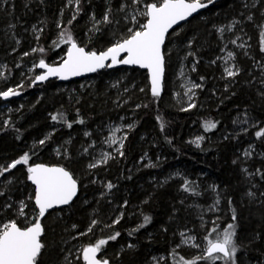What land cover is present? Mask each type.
<instances>
[{
	"label": "trees",
	"instance_id": "obj_1",
	"mask_svg": "<svg viewBox=\"0 0 264 264\" xmlns=\"http://www.w3.org/2000/svg\"><path fill=\"white\" fill-rule=\"evenodd\" d=\"M122 1L81 0L79 14L69 24L67 0H0V92L13 87L23 92L19 98L6 101L11 107L0 117V166L25 153L30 157L28 165H18L0 177V228L12 221L26 227L31 217L32 222L35 220L38 211L33 202L34 188L27 179L29 165H60L75 178L84 163L80 155L86 143L83 135L94 133L122 114H132L135 126L125 139L123 155L115 154L93 170L102 186L91 183L84 187V181L79 180L74 201L43 219L41 239L46 247L40 264H55L66 235L75 233L79 234L81 251L76 260L70 258L71 264H83V249L100 239L108 243L99 255L111 264H145L153 255H165V263L171 264L172 258H192L184 249L176 248L178 229L203 227L204 236L211 239L214 227L222 231L230 223L236 225L238 255L264 264V137L256 136L257 131L264 130V75L257 66L264 65V52L260 51L264 0H256V7L250 11L252 21L244 20L246 11L238 0H220L171 31L164 45V88L159 97L152 96L145 71L127 67L91 76L93 80L86 88L77 86L79 80H52L31 87L40 72L37 65L41 59L56 64L64 58L68 44L60 43L62 30L67 29L74 41L89 51L104 50L117 37H126L128 26H122L118 13ZM155 1L142 0L145 6ZM140 3L133 8H141ZM109 8L114 23L99 24L93 33V18L101 20ZM231 19L243 23L241 29L250 42L246 51L235 49L239 74L224 78L216 61L221 45L217 26ZM145 21L143 17L142 23ZM34 25L41 28L38 38L32 32ZM187 54L201 87L197 88L196 106L184 111L172 103L168 73ZM19 62H33V72L24 78ZM64 84L71 91H62ZM123 101L129 102L121 106ZM60 113L71 128L64 121L51 119ZM81 119L83 124L77 122ZM209 121L217 126L206 131L204 125ZM53 127L59 130L52 133ZM195 133L204 136L199 147L190 142ZM46 137L50 139L39 144ZM65 139L71 140L69 157H55L54 148ZM248 144L255 145L260 157H243L241 151ZM145 150L153 160L157 154L160 157L154 170L139 164ZM175 168L183 169L185 176L170 178L168 173ZM153 171L158 181H151ZM185 181L194 191L184 190ZM109 182L114 188L107 193L104 184ZM215 191L220 194V204L209 227L211 221L201 223L195 217L190 200L206 199ZM249 191L256 194L254 199L247 195ZM21 201L26 205V216L19 213ZM144 216L151 221L141 228ZM92 221L96 223L90 226ZM116 232L120 233L117 239H109Z\"/></svg>",
	"mask_w": 264,
	"mask_h": 264
},
{
	"label": "snow or ice",
	"instance_id": "obj_2",
	"mask_svg": "<svg viewBox=\"0 0 264 264\" xmlns=\"http://www.w3.org/2000/svg\"><path fill=\"white\" fill-rule=\"evenodd\" d=\"M6 3L7 0H4ZM69 3H73V0H69ZM74 3L79 6L80 0H74ZM140 0H132V5H138ZM214 0H160L159 3H148L143 12H137L133 8L131 13H126L124 19L128 20L129 18L134 24L138 23V15L146 17V22L140 24L137 29L128 28V35L112 46L108 47L107 50L97 53L96 51H86L84 47L78 46L74 41L73 36L67 29H64L60 33V43L70 44V47L67 50L66 59L59 66H50L45 63L43 59L39 61L38 67L41 69H46V72L42 75H37L35 81H45L50 76H57L61 80H67L72 76H80L84 73L96 72L98 69L105 67L111 68L117 64L123 65H138L141 68H145L150 73L151 81V94L153 97H159L161 94L162 88V78L164 74V54L162 53V46L165 43L166 34L169 32V29L173 25L177 24L179 21H183L191 16L193 13H196L200 9L207 8L209 5L213 4ZM128 6L121 4L118 8L119 12H125ZM245 8L255 7V3L249 5L244 4ZM79 14V7L77 11L73 14L69 24L76 19V15ZM95 24H112L114 23V17L112 14V9L104 14L102 20L96 21ZM248 21H252V15L247 16ZM118 23V21H115ZM240 21L234 20L232 24H229L225 27L218 29L220 33L225 31H231L232 28L239 24ZM260 51L264 52V23L260 25ZM99 30L98 28L96 29ZM240 37L237 36L236 39L230 41L231 44L236 45L237 40ZM240 48H244V43L238 45ZM36 51V49H33ZM43 51V49H40ZM125 54L121 58V54ZM27 55V53H25ZM192 55V53H189ZM233 52L228 51L227 59L233 58ZM110 61V63H108ZM262 68V75H264V65H257ZM195 68H193V71ZM225 72L227 77H236L240 69L237 67L233 70L232 67H225ZM203 79V78H201ZM264 82V81H262ZM201 85L193 83L189 89L192 92L193 89L199 88ZM20 93L13 88H9L7 91L0 92V97L5 99L10 96H17ZM187 95V93H186ZM194 96L195 93L192 92ZM192 97H189L191 100ZM195 103H190L189 108H194ZM187 111L188 109H182ZM53 121H64L63 114H53L51 116ZM67 123V121H64ZM80 124H83L84 121L78 120ZM216 123L207 122L204 127L205 130H211L216 128ZM67 127L71 128L72 124L67 123ZM128 128H131L132 125H128ZM163 124L161 129L163 130ZM90 133L86 132L85 136H89ZM258 138L264 137V130L256 132ZM41 139L39 144L44 145L46 140ZM127 137H123L120 142V147L117 151L120 152V155H123V152L120 149L123 148V140ZM203 137H197L196 143L199 147V141ZM111 143H116L114 137L110 138ZM170 142V141H169ZM87 151V149H85ZM64 154L67 155V149H65ZM244 155L250 157L252 152L246 150ZM111 158L109 155H105L101 160L96 163H91L88 165L89 168H95L101 163H107L108 159ZM29 155L25 153L20 158L14 160L11 163L0 166V177H5L6 173H9L12 169H16L18 165H28L29 164ZM155 167V165H150ZM245 171H247L245 169ZM259 172V170H257ZM27 179L35 185V207L38 209V213L35 217L33 223L26 228H21L17 225L15 221L10 223H5L2 228H0V264H40V258L42 252L46 245L42 242V234L44 228L42 227L41 219L45 217L46 213L50 209H53L58 205H67L72 201L73 197L77 193V180L74 178L73 174L64 167H47L43 164H36L34 166H29L27 168ZM264 175V174H262ZM108 189H112L114 185L108 183L106 185ZM184 190L194 191L191 189L188 181L184 182ZM3 195V193H0ZM247 195L251 198H255L256 194L249 191ZM264 195V193H261ZM231 203V201H229ZM216 204H219V200L216 201ZM19 213L24 215V208L26 205L23 201L20 202ZM11 207V205H8ZM233 221L236 219L235 212L232 216ZM151 217L144 216V223L140 227H144L150 223ZM119 221H114L118 223ZM96 221H93L95 224ZM91 231V229H89ZM212 232L215 233L214 238L205 237L207 240V247L205 248L206 255H200L195 259L181 258L183 264H199L200 261L209 262V264H216L218 261H222L223 264H237L236 256L238 252V243L235 239L236 225L230 223L222 231L214 227ZM120 235L119 232H116L115 235L110 236L109 239L116 240ZM180 235L184 237V243L189 241H194L196 238L188 237L184 232H181ZM108 243L107 240L100 239L95 245H90L83 249V259L86 261V264H108L107 260L97 259V253L101 251L102 246ZM193 247H199L197 244H193ZM132 247V245H129ZM67 259V257H65ZM70 264V262H69Z\"/></svg>",
	"mask_w": 264,
	"mask_h": 264
},
{
	"label": "rangeland",
	"instance_id": "obj_3",
	"mask_svg": "<svg viewBox=\"0 0 264 264\" xmlns=\"http://www.w3.org/2000/svg\"><path fill=\"white\" fill-rule=\"evenodd\" d=\"M3 2H4V0H3ZM80 2H81V0H80ZM140 2H141L140 3L141 8H138V10L136 9L137 12H143L145 7H146L145 4L142 2V0H140ZM155 2L159 3L160 0H157ZM122 3L128 6L126 8L125 12H118V13H120L122 21L124 23L122 26L123 27L128 26V28L136 29L139 27L140 24H143L142 22H143L144 16H142V15H138V17H137L138 23L137 24H134L130 18L128 20H125L124 17L126 15V13H131L133 10V6H136V5H132V0H123ZM238 3L242 4L243 9H245L246 18L244 20H247V16L252 15V14H250V11L253 10L254 7L245 8L244 4L247 3V4L251 5L253 3H256V0H238ZM77 7H79V9H80V5L77 6L74 3V0H73V3H69V0H67L66 9H70V17L71 18L73 16V14L76 13ZM234 20H238V19H231V20H228L225 23L217 26V32H218V35H219L220 40H221V45H220L219 53L216 56V61H218L219 65H220L222 75L224 78H232V77H227L226 72H225V67H232L233 70H235L238 67V65L235 61V58H236L235 57V49L238 51H246V49L249 45V42H250V38L241 29V26L243 25V23H241V21L239 24H236L232 28L231 31H225L223 33H220L218 31L219 28L225 27L229 24H232ZM96 21H99V20H96ZM91 25L92 26L90 29L93 31V33H95L99 24H95V27H94V21H92ZM128 28H127V30H128ZM40 31H41V28H39L37 25L33 26L32 32L35 36H37V38H38ZM115 35L116 34H114L113 37ZM237 36L240 37V39L237 40V44L236 45L231 44L230 41L233 39H236ZM111 38H112V35H111ZM120 39L121 38H118V37L116 39H114L112 41L113 44L116 43ZM241 43H244V45H245L244 48L238 47V45ZM34 49H36V47H34ZM228 51L233 52L234 55H233L232 59H227ZM18 66L23 68V70L25 72L24 78L33 72V67H34L33 62H31V63L19 62ZM193 68H194V64L189 59V55L187 54V56L184 57V59L182 61H180L168 73V82H169L168 85H169V89H170L171 99L173 101L172 103L177 108L185 109V108L189 107L190 103L196 102L197 88L192 90V92L195 93L194 96L192 95V92L189 91V89L191 88L193 83L198 84L196 79L194 78ZM39 73L40 72H38L35 75V77ZM90 77L91 76L79 79L80 82L76 83L77 86H79V88L88 87L93 80ZM13 89H16V87H13ZM61 90L62 91H67V90L71 91V89H69V86H67V84L62 85ZM186 93H187V95H186ZM190 96L192 97L191 100H189ZM128 102L129 101H125V102L123 101V103H121V106L127 105ZM10 107H11V105H9L6 101L1 100V102H0V117L2 116L1 114L3 112L6 113L10 109ZM128 125H132V127L128 128L127 127ZM134 126H135V116L132 114H122L116 119L107 121L104 124V126L96 129V131L94 133L88 132V133H90L89 136H85V134H84L83 137L86 140V143H85L84 147L81 148V150H80V153H81L80 155L84 158V160H83L84 163H83V165L80 166V168L78 169L77 175L75 176L77 181H79V180L84 181V187L85 186L87 187L91 183H98L99 186H102V182H98L96 176H93V170L96 167L95 168H89L88 165L91 163H96L97 161L101 160L102 157H104L105 155H109L111 158H113L115 154H119L120 152L117 151V149H119V147H120V142H121L122 138L125 136L127 137L129 132L134 128ZM58 130H59L58 128L53 127L51 129V132L55 133ZM112 137L115 138L116 143H111L110 138H112ZM197 137H203V139L199 141V146H200L204 140V136L200 133H195L193 135V137L190 139V142L197 146V143H196ZM124 142H125V139L123 140V144H124ZM70 143H71L70 139L58 141V144L54 148V151H53V154L55 155V157L63 156L64 158H68L70 155L69 154L70 150L68 147L71 145ZM65 149H67V155L64 154ZM85 149H87V151H85ZM121 150L122 149H120V151ZM246 150H249L252 152V155L250 157H246L244 155ZM241 153H242L243 157L248 158V159H251L254 157H260V155H261L260 151L253 144H248L247 146H245L243 148V150L241 151ZM159 158L160 157L157 154V156H155V160H153L149 150H145L141 156V160H140L139 164L143 165L144 168L150 167L151 169L154 170V168L156 167V163L159 160ZM102 164H104V163H101L99 165H102ZM153 164L155 165V167L150 166ZM168 174H169L170 178H175V179L178 178L179 179V178H183L185 176V171L183 169H180V168H175L174 170L170 171ZM151 181L152 182L158 181L154 171L152 172ZM107 184L108 183L104 184V188H105V191L107 193H109L110 191L113 190L114 187L112 189H108L106 187ZM1 185H3V181H1V179H0V187H1ZM212 187L214 189L215 186H212ZM215 189H216V187H215ZM209 199H211V200H209ZM217 200H219V204H220V194L217 193V191L214 192V195L208 196L206 199L192 197L190 200L191 201L190 209L195 210V212H194L195 217L201 223H206L207 221H211V223L209 225V227H211L213 220L215 218V217H213L212 213L218 211V207H219V204L218 205L216 204ZM26 215H27V213L24 212V215H22V216H26ZM32 218L33 217L30 218L28 225L33 223ZM92 225H93V221L90 223V226H92ZM181 232H184L186 234V236H188V237L194 236L196 239L194 241H189L188 243H184L183 242L184 237H182L180 235ZM67 233H69V231H67L65 234H67ZM176 235H177V240H178V244H177L176 248L184 249L185 251H187V253H190L191 257H192L191 259H195L196 257H198L200 255H206L205 248L207 247V242L205 241L203 227H200V228H195L193 226L182 227L181 229H178ZM78 237H79V234H76V233L73 235L72 234L66 235V240L62 244L63 250L61 251V257L59 260L56 261L55 264H69V262L71 264V260H70L71 257H74L73 260H76L77 255L81 251V246L77 240ZM193 244H197V245H199V247H193L192 246ZM238 253H239V249H238L237 256H236L237 264H257L256 262H253L250 259H248L245 255L240 256V255H238ZM65 257H67V259H65ZM185 260H187V259H185ZM145 264H166L165 263V255H153L149 258V260ZM171 264H183L181 257L180 258H172ZM216 264H223V262L218 261V262H216Z\"/></svg>",
	"mask_w": 264,
	"mask_h": 264
},
{
	"label": "water",
	"instance_id": "obj_4",
	"mask_svg": "<svg viewBox=\"0 0 264 264\" xmlns=\"http://www.w3.org/2000/svg\"><path fill=\"white\" fill-rule=\"evenodd\" d=\"M218 1H220V0H214V3H213V4H215V3L218 2ZM213 4L209 5L208 7H211ZM208 7H207V8H208ZM207 8L200 9V10H198L196 13H193L191 16H189L187 19H185V20H183V21H179L177 24L173 25L172 28L169 29V32L166 34L165 41H166V38H167L168 34H169L171 31H173L174 29H176L177 27H179V26L182 25L183 23L187 22L189 19H191L192 17L198 15L199 13H201L202 11H204V10L207 9ZM145 22H146V21H145ZM164 45H165V43H164ZM164 45L162 46V53H163V54H164ZM78 46H80V45L78 44ZM111 46H112V45H111ZM69 47H70V44H69V45L67 46V48H66V52H65L64 58H63L59 63L53 64V63H49V62H46V61H45V63L48 64V65H50V66H54V67L59 66V65L63 62V60L66 59V54H67V50H68ZM81 47H83V46H81ZM109 47H110V46H109ZM85 50H86V51H89V50H87V49H85ZM105 50H107V48L104 49V50H101V51H105ZM101 51H96V52L99 53V52H101ZM124 55H125V54L122 53V54H121V58H122ZM164 60H165V57H164ZM108 63H110V61H108ZM38 64H39V63H38ZM119 67L136 68V69H139V70L145 71L146 74H147V76H148V83H149V88H150V92H151V81H150V73H149V71H148L147 69H145V68H141V67L138 66V65H123V64H117V65H114V66L111 67V68L105 67V68H102V69H98L96 72L84 73V74H82V75H80V76H72V77H69L67 80H61V79H60L59 77H57V76H50V77H49L47 80H45V81H35V78H34V80H33L32 83H31V87H34V86H36V85L45 84L46 82H48V81H52V80H56V81L61 82V83H67V82H69V81L79 80V79H82V78H85V77L93 76V75H95V74H97V73H99V72H101V71H103V70H106V69H108V70H112V69L119 68ZM37 68H38V70L40 71V73H39L38 75H42V74H44V73L46 72V69H41V68L38 67V65H37ZM164 77H165V63H164V74H163V78H162V88H161V93L163 92V88H164ZM16 91L19 92L20 94L17 95V96H10V97L7 98V99H5V98H3V97H0V99H2V100H4V101H9V100H11V99L19 98L20 96L23 95V92H22V91H20V90H16ZM36 164H43V165H45V166H47V167H63V166H60V165H49V164H45V163H33V164L29 165V166H34V165H36ZM28 181L30 182V184H31L32 187L34 188V195H35V185L32 184V182H31L30 180H28ZM78 192H79V182L77 181V193H76V195L73 197L72 201H70L69 204H67V205H58V206H55L53 209H50V210L48 211V213L51 212V211H53V210H55V209H59V208H63V207H67L68 205H70V204L74 201V199L77 197ZM33 202H34V205H35V201H34V199H33ZM35 208H36V207H35ZM36 209H37V208H36ZM37 211H38V209H37ZM48 213H46V215H47ZM46 215H45V216H46ZM44 218H45V217H44ZM44 218L41 219V223H42V221H43ZM28 226H30V224H29ZM28 226H26V227H28ZM26 227H21V228H26ZM42 227H43V224H42ZM43 228H44V227H43ZM43 234H44V232H43ZM43 234H42V236H43ZM82 259H83V251H82ZM97 259H99V260H101V261H103V260H107V259H103V258H101V256L99 255V252L97 253ZM107 261H108V260H107ZM83 264H86V261H84V259H83ZM108 264H111V263L108 261Z\"/></svg>",
	"mask_w": 264,
	"mask_h": 264
},
{
	"label": "bare ground",
	"instance_id": "obj_5",
	"mask_svg": "<svg viewBox=\"0 0 264 264\" xmlns=\"http://www.w3.org/2000/svg\"><path fill=\"white\" fill-rule=\"evenodd\" d=\"M203 12V11H202ZM200 14V13H199Z\"/></svg>",
	"mask_w": 264,
	"mask_h": 264
}]
</instances>
